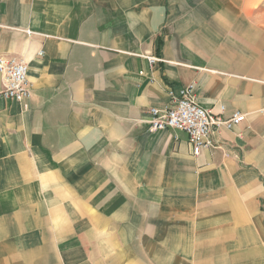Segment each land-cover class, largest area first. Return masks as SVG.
Segmentation results:
<instances>
[{
  "label": "crops",
  "instance_id": "1",
  "mask_svg": "<svg viewBox=\"0 0 264 264\" xmlns=\"http://www.w3.org/2000/svg\"><path fill=\"white\" fill-rule=\"evenodd\" d=\"M0 54V264H264V0H0ZM184 86L245 114L198 155Z\"/></svg>",
  "mask_w": 264,
  "mask_h": 264
},
{
  "label": "built area",
  "instance_id": "2",
  "mask_svg": "<svg viewBox=\"0 0 264 264\" xmlns=\"http://www.w3.org/2000/svg\"><path fill=\"white\" fill-rule=\"evenodd\" d=\"M42 54V51H39ZM150 63L157 61L156 57H147ZM27 62L17 55L0 54V95L7 100L24 102L31 96L27 80ZM169 105L162 109L149 107L147 113L150 129H174L187 135L192 155H198L203 149L214 147L213 139L220 129H231L242 122L245 114L234 112L228 117L221 114L224 109L220 105L219 112L203 107L195 100L193 87H176L170 89ZM264 112V110H261Z\"/></svg>",
  "mask_w": 264,
  "mask_h": 264
}]
</instances>
